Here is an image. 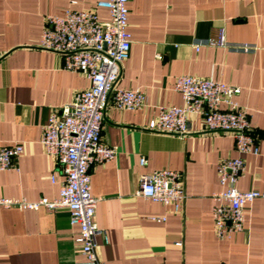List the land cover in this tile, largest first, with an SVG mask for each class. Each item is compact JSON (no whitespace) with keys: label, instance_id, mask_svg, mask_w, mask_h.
<instances>
[{"label":"crops","instance_id":"0c3cea01","mask_svg":"<svg viewBox=\"0 0 264 264\" xmlns=\"http://www.w3.org/2000/svg\"><path fill=\"white\" fill-rule=\"evenodd\" d=\"M98 0H0V147L19 143L15 166L0 170V199L37 201L58 197L62 174L40 136L49 115L61 114L88 78L62 67L61 54L39 47L44 20L64 8L95 9ZM131 44L116 86L141 89L142 109H104L101 141L114 159L91 170L97 198L96 253L103 264H264V199L245 205L243 229L215 235L212 193L221 189L220 160L238 155L230 132L206 130L190 114L185 135L148 129L161 106H181L175 79L192 74L240 87L236 101L248 111L258 154L243 155L236 187L264 186V0H129ZM222 28L229 42L251 43L252 53L193 47L195 39ZM140 157L147 162L140 165ZM182 173L186 201L181 212L137 196L138 178L158 169ZM52 175L55 181H51ZM165 216V220L154 217ZM78 226L65 209L0 206V264H90L75 242ZM181 242L178 246L175 243Z\"/></svg>","mask_w":264,"mask_h":264},{"label":"built area","instance_id":"2783aa9c","mask_svg":"<svg viewBox=\"0 0 264 264\" xmlns=\"http://www.w3.org/2000/svg\"><path fill=\"white\" fill-rule=\"evenodd\" d=\"M129 0H98L96 8L109 13L106 21L98 19L95 9L64 8L57 15H47L39 47L61 54L62 67L79 72L89 80V86L77 91L61 114L52 112L43 126L40 143L53 156L63 176L58 197H41L37 201L0 199V206L17 205L21 209L50 211L65 209L69 223L77 225L75 242L90 264H103L96 253L97 236L107 242L105 230L95 221L97 198L91 194L93 165L115 158V147L101 141L104 109L110 100L120 110L142 109L146 105L141 89L116 86L123 62L129 56L131 37L128 31ZM193 47H219L228 51L252 53L258 49L251 43L229 42L224 30L215 35L195 39ZM1 56V54H0ZM174 89L180 92L181 106H161L148 129L154 132L185 135L189 132L188 115L200 116L206 130L230 132L238 155L224 158L217 164L216 173L221 189L212 193V220L217 238H228L243 229L245 205L264 199L261 190L241 191L236 187L245 170L243 155L258 154L248 111L235 99L240 87L210 78L186 74L176 77ZM23 151L19 143L0 147V170L14 168L15 158ZM147 162L140 157V165ZM51 181H55L52 175ZM137 196L170 205L181 212L186 193L182 173L172 169H158L142 173L138 178ZM165 220V216L154 217ZM180 246L181 242H176Z\"/></svg>","mask_w":264,"mask_h":264}]
</instances>
